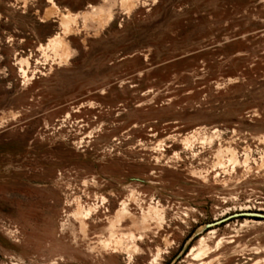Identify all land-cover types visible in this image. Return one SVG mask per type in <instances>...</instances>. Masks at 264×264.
Wrapping results in <instances>:
<instances>
[{
	"label": "rangeland",
	"instance_id": "1",
	"mask_svg": "<svg viewBox=\"0 0 264 264\" xmlns=\"http://www.w3.org/2000/svg\"><path fill=\"white\" fill-rule=\"evenodd\" d=\"M49 1L0 0V264H264V0Z\"/></svg>",
	"mask_w": 264,
	"mask_h": 264
},
{
	"label": "bare ground",
	"instance_id": "2",
	"mask_svg": "<svg viewBox=\"0 0 264 264\" xmlns=\"http://www.w3.org/2000/svg\"><path fill=\"white\" fill-rule=\"evenodd\" d=\"M59 35L57 34V35H55L54 37H52V38H50L49 40H48V42H47V44H45V45H41V48H43L44 46L48 49L49 48V46L53 43V42H55L56 41V39H58L57 37H58ZM57 43V42H56ZM27 63V62H26Z\"/></svg>",
	"mask_w": 264,
	"mask_h": 264
},
{
	"label": "crops",
	"instance_id": "3",
	"mask_svg": "<svg viewBox=\"0 0 264 264\" xmlns=\"http://www.w3.org/2000/svg\"><path fill=\"white\" fill-rule=\"evenodd\" d=\"M48 2H50L49 0H47ZM51 1H53V0H51ZM54 2V1H53ZM51 3V2H50ZM55 4V3H54Z\"/></svg>",
	"mask_w": 264,
	"mask_h": 264
}]
</instances>
